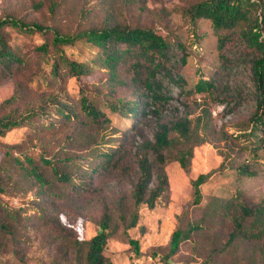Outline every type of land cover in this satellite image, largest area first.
<instances>
[{"label": "rangeland", "instance_id": "obj_1", "mask_svg": "<svg viewBox=\"0 0 264 264\" xmlns=\"http://www.w3.org/2000/svg\"><path fill=\"white\" fill-rule=\"evenodd\" d=\"M195 1L0 0V22L9 18L51 29L31 35L10 27L1 30L22 62L10 69L0 64V103L19 92L22 101L7 112L19 115L35 109L42 114L0 137V264H72L70 240L97 234L104 212L115 221L121 207L132 211L142 147L153 142L159 125L183 117L202 118L203 144L194 149L187 170L178 163L165 167L167 192L154 209L140 207L139 227L127 232L120 227L110 237L106 256L112 264H262L264 235L247 234L229 244L233 225L225 218L217 220L227 202L232 203L230 211L239 203L253 207L264 202V146L249 134L255 104L247 53L236 40L220 52L207 21L191 25L184 14ZM117 25L152 28L181 45L178 49L175 43L170 59L181 84L163 78L166 100H145L133 80V58L118 64V77L110 85L98 67L88 76L54 80V56L36 51L43 44L51 49L52 31L74 34ZM96 53L80 43L64 50L77 62L90 61ZM140 71L142 76L144 69ZM200 79L213 83L212 94L194 93ZM83 96L101 113L99 122L81 108ZM119 101H133L136 113L125 114ZM60 111L69 113L68 118ZM6 152L23 165L26 157L36 161L50 185L41 187L31 177L10 174ZM104 152L111 153V160L99 154ZM42 158L61 167L72 183L57 181L51 168L40 164ZM148 158L152 162L153 155ZM210 171L196 200L192 182ZM194 224L201 229L165 259L171 234ZM128 237L138 242V253Z\"/></svg>", "mask_w": 264, "mask_h": 264}, {"label": "trees", "instance_id": "obj_2", "mask_svg": "<svg viewBox=\"0 0 264 264\" xmlns=\"http://www.w3.org/2000/svg\"><path fill=\"white\" fill-rule=\"evenodd\" d=\"M53 7L55 6L53 5ZM184 15L191 25H196L198 21L209 23L213 36L216 38L218 51L222 52L229 43L235 40L243 46L247 53L245 56L247 57L252 98L255 104V112L250 119L249 134L254 135L256 141L264 146V0H196L186 8ZM6 27L27 35L37 32L47 34L51 31L50 28L37 23L27 24L9 18L1 21L0 64L5 69H10L14 64L22 62L18 53L6 45L5 38L1 33V30ZM79 43L90 50H96V56L85 62L68 59L64 50ZM175 43H178L177 48L181 49L179 42L170 41L155 29L117 25L101 29L89 28L74 34L52 31L51 49L47 48V44H43L37 47L36 51L46 55L51 53L54 56L55 59L50 70L54 80L58 81L64 77L88 76L95 67H98L103 69V72L108 76L107 81L110 85H114L118 77V64L126 57L133 58L135 60L134 63H131V67L134 69L133 80L138 84L145 100L153 104L156 101L167 99L163 93V78L181 84L178 74H173L170 62ZM186 59L187 54L183 53L181 64H185ZM142 68L144 74L141 76L139 72ZM212 89L211 81L200 79L194 87V93L212 94ZM21 101L20 93L15 92L0 103V137L5 136L13 129L23 128L34 123L41 116L42 113L35 109L27 110L26 113L19 115L7 112ZM119 102L125 114L136 113L133 101ZM80 105L94 121L101 120V113L88 97H81ZM114 108L112 105V109ZM60 112L64 118H68L69 113ZM201 128L202 118L200 117L195 121L183 117L169 125H159L153 142H145L138 157L139 175L130 198L132 211L126 213L121 207L115 221L109 213L104 212L98 224L99 232L97 234L83 241L71 239L69 245L73 249L72 264H112L105 254L108 240L120 227L125 232L139 227V209L142 205L150 210L157 206L158 201L167 192L168 182L165 167L168 164L178 163L181 169H188L194 149L203 144V138L199 133ZM111 151L113 150L110 149L109 152ZM149 153L153 155L152 162L148 158ZM99 154L111 160V153ZM6 156L11 161V169L8 171L10 174L31 177L41 187L50 185L36 161L26 157V165H23L19 157H14L7 152ZM40 164L50 167L52 175L57 181L64 185L72 183L61 167L54 166L48 159L42 158ZM221 166H223L222 162L219 168ZM239 172L248 174L245 168H240ZM211 174L212 171L202 173L193 180L196 200L200 198L199 187L208 180ZM251 175L249 174V176ZM229 204L230 202L225 203L223 210L217 212V220L225 218L233 225L228 239L229 244H235L247 234L258 238L264 235V222H261L264 217V202L253 207L239 203L233 211L229 209L232 203ZM200 229L201 225L194 224L189 225L185 230H175L170 236L168 252L164 258L168 259L175 255L179 251L180 245L188 240L193 232ZM128 243L135 253L139 252L136 240L128 237ZM262 264H264V259Z\"/></svg>", "mask_w": 264, "mask_h": 264}]
</instances>
